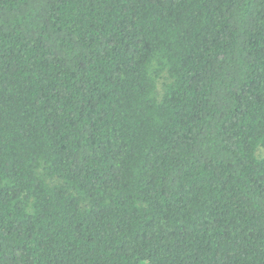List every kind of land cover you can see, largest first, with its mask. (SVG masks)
Masks as SVG:
<instances>
[{"label":"trees","instance_id":"16d2710c","mask_svg":"<svg viewBox=\"0 0 264 264\" xmlns=\"http://www.w3.org/2000/svg\"><path fill=\"white\" fill-rule=\"evenodd\" d=\"M0 264H264V0H0Z\"/></svg>","mask_w":264,"mask_h":264},{"label":"rangeland","instance_id":"374dc122","mask_svg":"<svg viewBox=\"0 0 264 264\" xmlns=\"http://www.w3.org/2000/svg\"><path fill=\"white\" fill-rule=\"evenodd\" d=\"M262 155H263V152L259 150L258 153H257V156L260 157Z\"/></svg>","mask_w":264,"mask_h":264}]
</instances>
